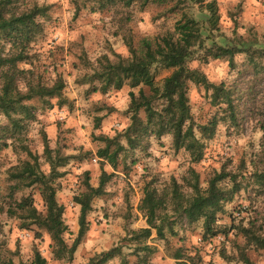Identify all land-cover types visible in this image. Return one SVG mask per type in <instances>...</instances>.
Returning a JSON list of instances; mask_svg holds the SVG:
<instances>
[{"label": "rangeland", "instance_id": "obj_1", "mask_svg": "<svg viewBox=\"0 0 264 264\" xmlns=\"http://www.w3.org/2000/svg\"><path fill=\"white\" fill-rule=\"evenodd\" d=\"M97 1H22L23 8H44L45 14L38 17L43 28L32 41L31 62L20 63L21 68L34 73L17 74L16 83L22 92L27 90L28 78L34 84L46 86L59 80L64 86L60 101L57 97H46L51 105L42 103L38 97L30 100L37 106V120L30 125L27 143L42 155L45 132L52 146L60 144L70 156L68 163L60 169L65 174L54 181L58 188L57 200L65 207L64 219L68 225L65 239L68 244H72L79 231L80 206L74 196L85 189L84 172H89L90 183L98 186L102 169L106 170L105 192L93 199L92 210L87 216L89 229L73 256L58 259L52 253V240L47 232L36 237L38 229L35 225L24 227L22 219L6 211L13 202L5 196L9 184L6 170L26 156L12 148L4 149L0 154L3 193L0 205L5 207V211L0 212V256L12 258L14 264H30L34 247H38L47 258V264H89L104 251L119 246L120 255L105 264H124L125 261L127 264H176L175 254H183L187 264H264V249L244 247L243 235L236 228L230 229L231 225L239 224L254 227L264 234V184H259L255 176L264 171L261 145L264 0H216L220 20L218 30L210 33L211 38L221 44H228L229 39L238 42L243 39L241 42H245L243 46L246 48L235 55L234 67L226 59L210 57L204 61L201 58L204 47L197 50L196 57L190 62L192 67L203 70L211 81L224 82L235 90L238 123L224 120L214 137L203 139L205 154L200 162H192L186 152L176 151L172 135L165 134L161 138L151 136L146 149L130 150L127 155H121L116 169L101 161L97 151L105 145L102 137H113L130 123L127 113L129 92H137V89L124 85L107 92L93 90L94 86L101 84L95 72L105 55L112 60H117V55L129 56V41L139 47L144 38L157 41L168 31H173L180 12L140 3L129 8L120 5L99 7ZM186 9L207 24L206 13L200 4L188 1ZM128 14L131 16L129 20L126 19ZM207 34L206 27L203 36ZM212 39L207 37L205 46H211ZM152 70L160 86L171 72L160 63L154 64ZM2 74L0 68V92ZM189 97L196 122H205L215 110L205 90L190 82ZM98 118L101 119L99 122ZM0 121L7 120L0 115ZM40 160L42 169L49 172L44 158ZM191 168L199 174L203 185L223 169L236 175L238 189L235 198L226 205V212L220 215L214 226L216 230L226 227L229 231L207 237L201 221L187 223L180 213L171 209L170 204L168 217L173 222L174 231L166 229L163 238L158 237L153 229L147 238L139 235L138 232L148 226L146 216L139 209L144 188L152 185L163 190L172 178H176L184 184L183 190L189 195L192 190L185 178L190 177ZM26 195L33 196L38 210L45 209L38 186L25 188L14 197L20 199Z\"/></svg>", "mask_w": 264, "mask_h": 264}, {"label": "trees", "instance_id": "obj_2", "mask_svg": "<svg viewBox=\"0 0 264 264\" xmlns=\"http://www.w3.org/2000/svg\"><path fill=\"white\" fill-rule=\"evenodd\" d=\"M23 0H0V68L2 69L3 86L0 92V115L6 122L0 121V154L4 149L12 148L18 153H24L26 158L7 168L9 184L7 193L13 202L9 204L7 212L22 219L24 227L35 225L38 229L36 237H42L47 232L52 240V253L58 259L72 257L89 229L87 216L93 207V199L105 192L106 170L102 174L98 186L89 181V172L85 171V189L74 196V201L80 206L79 231L72 244H68L65 233L68 225L64 219L65 207L57 200V186L54 181L62 177L65 171L60 170L70 158L60 144L55 147L50 144V139L43 132L42 155L33 151L27 143L28 132L32 122L37 120V106L30 102L38 97L42 103L51 105L50 99L57 97L63 99L64 88L61 81H56L52 86L34 84L27 79L26 92H22L16 83L17 74H33L34 72L21 68L20 63H30L32 54V41L42 31L39 16L45 14L44 8H23ZM200 4L205 12L207 26L197 19L190 10L186 9L187 2ZM99 7L123 6L129 8L135 4L166 7L172 12H180L174 24V30L168 31L157 41L144 38L139 47H134L130 41V55L123 57L117 55V60H112L105 55L100 68L95 72L100 86L93 90L107 92L111 88L120 89L128 85L137 92H129L130 102L127 113L130 123L120 133L113 137L104 136L101 140L104 146L99 148L97 156L101 161L107 162L114 169L118 167L121 155H127L131 150L146 149L151 136L161 138L165 134L172 135L173 147L176 151L186 152L192 162H200L205 154L203 139L214 137L219 124L230 120L237 124V109L235 104V90L224 82L211 81L206 73L198 67H192L190 62L196 57L199 48L204 47L201 58L208 60L226 59L234 67L235 55L246 48L241 41L228 40V44H221L211 38V32L218 30L220 20L219 6L216 0H98ZM79 9V8H77ZM79 12V10H78ZM126 15V19H130ZM128 20H126L128 22ZM207 27L208 36L204 37ZM212 39L211 46H205L206 38ZM248 52V50H247ZM160 63L171 69L160 86L152 70L154 64ZM257 66V63L254 61ZM203 88L210 104L215 108L212 115L203 123L196 122L191 108L189 97V83ZM62 103V101L60 102ZM144 113V115L142 114ZM101 119L98 118V122ZM261 145L264 150V124L262 125ZM124 140V142H123ZM41 157L49 165V172L42 169ZM1 166V162H0ZM190 177L185 181L191 188L187 195L184 184L172 178L168 187L159 190L155 186L147 185L139 209L146 216L148 226L140 230L139 235L147 238L152 229L158 237H165V230L174 231L173 222L168 217V209L180 213L189 224L201 221L204 235L215 236L220 231L227 233L224 227L216 230L215 224L220 215L226 212V205L235 198L238 189L236 175H231L223 169L216 172L203 185L199 174L194 168L190 169ZM259 184H264V171L256 175ZM234 177V178H233ZM232 182V184H229ZM38 186L44 201L45 209L40 211L35 206L32 195L21 196L16 199V193L28 187ZM0 180V196H2ZM4 199V198H3ZM5 207L0 205V212ZM236 228L245 238V246H254L264 249V234L254 227L234 224L230 229ZM2 226L0 224V233ZM146 247V246H144ZM147 248V247H146ZM244 252V251H242ZM119 246L104 251L96 260L89 264H105L119 256ZM244 256V253H242ZM176 264H187L183 254H175ZM249 262L247 258H244ZM0 264H14L12 258L0 256ZM30 264H47V258L38 247ZM124 264H127L125 261Z\"/></svg>", "mask_w": 264, "mask_h": 264}]
</instances>
